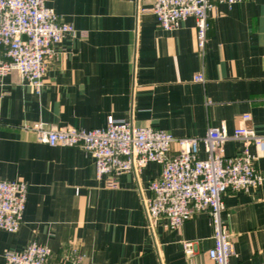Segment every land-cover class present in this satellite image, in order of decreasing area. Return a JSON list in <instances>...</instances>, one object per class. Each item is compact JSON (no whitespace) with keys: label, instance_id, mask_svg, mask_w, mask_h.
Segmentation results:
<instances>
[{"label":"crops","instance_id":"1","mask_svg":"<svg viewBox=\"0 0 264 264\" xmlns=\"http://www.w3.org/2000/svg\"><path fill=\"white\" fill-rule=\"evenodd\" d=\"M153 0H45L76 29L55 47L37 93L15 70L0 77V180L27 183L19 228L0 229V264L7 250L31 242L50 250V264H215L206 212L180 227L148 224L142 201L161 165L122 171L117 186L97 179L93 156L80 147L35 140L25 124L104 127L108 116L151 126L174 137L202 136L245 122L264 135V0L217 3L209 13L203 53L192 16L161 29ZM202 72L203 82L193 80ZM234 139L224 153L243 151ZM249 153L264 174V150ZM198 156L206 153L200 144ZM222 221L231 235L230 264H264V181L222 195ZM184 241H191L186 253Z\"/></svg>","mask_w":264,"mask_h":264},{"label":"built area","instance_id":"2","mask_svg":"<svg viewBox=\"0 0 264 264\" xmlns=\"http://www.w3.org/2000/svg\"><path fill=\"white\" fill-rule=\"evenodd\" d=\"M241 0H153L150 11L158 26L166 31L176 29L192 16L196 44L205 49L209 13L217 3L232 4ZM76 29L63 21L45 0H0V77L15 70L22 80L40 91L46 64L65 35ZM203 82L202 72L193 77ZM250 114L242 115L243 123L228 133L224 124L210 127L202 136L174 137L151 126H138L128 119L108 116L104 127L77 129L46 125L42 121L23 125L36 141L50 146L80 147L93 156L97 179L107 177V186L116 187L122 171L138 172L147 162L161 165L160 175L149 182L150 196L143 199L148 224L165 219L171 228L180 227L199 212H206L212 228L213 245L207 254L215 264H230L231 235L221 213L222 195L228 190L247 191L264 181L249 153L251 144L264 150V135L246 125ZM234 139L243 151L228 156L224 142ZM203 145L204 158L198 156ZM27 183L20 179L0 180V229L16 231L25 207ZM192 242L184 241L186 253H192ZM264 256V252H263ZM50 250L31 242L21 251L7 250L5 264H50Z\"/></svg>","mask_w":264,"mask_h":264}]
</instances>
